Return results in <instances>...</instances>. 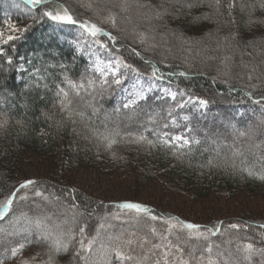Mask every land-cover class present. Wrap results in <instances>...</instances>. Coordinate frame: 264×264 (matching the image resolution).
Wrapping results in <instances>:
<instances>
[{
	"label": "trees",
	"instance_id": "obj_1",
	"mask_svg": "<svg viewBox=\"0 0 264 264\" xmlns=\"http://www.w3.org/2000/svg\"><path fill=\"white\" fill-rule=\"evenodd\" d=\"M62 1L56 0L55 2L69 8L64 3L65 1ZM98 1L100 0H87L89 4L94 5L90 4V7L95 8V5H99L102 7V12L109 13L107 6H113L112 3L108 0L105 4L102 2L97 4ZM4 2L9 3L13 11L8 12L0 8V11H2L0 12V29L8 20L18 21L21 24L31 22V26L34 25L33 27L30 26L26 34L17 41L4 46V50L9 55L14 56L16 64L23 63L25 68L30 67L29 62L34 63L36 68L41 69V74L44 75L45 79L37 82L35 77H32L30 81L29 74L25 73L21 80L19 71H16L14 67H9L7 72H0V97L3 98L0 110L7 111L9 116L12 117L7 130L0 131V191H7L11 186L18 184L20 181L17 173H22L25 163H33L43 171V177L39 176L35 180L43 185L46 195L48 193L53 194L50 197V204H45L43 201H40V203L46 211L53 215V221L56 223H59L65 217L60 214L63 209L55 207L59 202L53 197L64 198L63 190L65 189L75 191L79 203L78 210L85 213V216L81 219H86L92 226L99 222L100 217L108 216L111 218L116 214V211H120L121 214L118 215L120 218L125 219L126 216L135 218V213H128L126 210L115 207L110 210L107 205L94 203L93 199L88 197L86 193L74 188L72 171L74 172L77 167L89 169L104 161L114 159L119 169L125 173H131L134 179L132 186L142 188L145 183L154 179V184L159 183L162 186L160 188L156 184L155 189L159 188L162 191V196L166 198L169 193L177 199H181V206L189 204L196 207L210 203H234L235 200L244 199L255 200L253 204L258 205L264 201V181L239 171L240 168L245 166V164H241V160H244L247 165H252L255 162V158L251 153H245L244 156L236 158V170L231 167H200V165H206L207 160L215 156L217 145H220V155L222 157L231 156L229 155L232 153L231 136L228 128L230 123L236 124L237 127L246 128L250 123L257 124L259 118L264 115V112L257 105H253L247 97L243 96V93L233 92L228 94L226 86L220 83L221 79H228V77L220 75L225 70H230L231 83L237 89L248 82L246 75L243 80L240 79V74L247 71L242 67L241 60L245 62L255 61L258 68L264 70V63H261L264 60V55L252 48H248L246 50L247 54L244 55L240 51L233 52L223 40L229 33H239L245 41L262 39L264 38V24L248 25V16L246 12H241L239 7L234 11L235 24L226 23V18L223 16L215 20H195L194 17H199L202 13L211 11L206 6L189 9L187 7L180 8L177 5L176 9L172 10L171 14L165 15L162 20L153 19L151 21L145 16L148 9L137 8L135 0H128L130 6L126 10L122 11L119 7L116 8L118 16H115L119 19L118 24L124 26L127 31L130 30L133 34L135 32L146 34L150 38L149 40L156 42L158 50L163 51V49H166L173 55V67H168L167 70H163L154 60H151L167 76L165 81H155V83L163 84L164 87L177 92L184 90L189 95L194 93L191 90L192 88L201 91L206 90L207 96L211 95L216 99H224L225 101L218 102L216 99H212L207 108L197 109L189 105L182 110H177V118L187 116L189 119L184 124L187 123L189 127L195 129L192 134L201 140L200 144L192 145L191 154L186 155L183 159L174 158L164 147L158 146L149 149L147 146L127 144L116 145L113 149L116 156L113 157L112 151H105L103 148L98 149L95 146V141L86 138L91 133L83 125L73 126L67 124L62 128H57L55 121L59 119V115H56L52 120H46L41 115L42 110L49 113L55 111L52 107L55 98V85L62 80L59 67L55 69L48 68L47 71L44 68L49 64L59 65L63 63L68 66L69 75L74 80H79L81 73L88 68L90 61L88 56L92 49L87 48V43L84 44V51H78L76 47L82 30L77 26H72V29L78 32L73 35L65 28L67 25H57L46 18L39 17L36 10L26 4L24 0H0V4L3 5ZM142 2L157 6L161 3V0H142ZM252 2H255V0H252ZM165 6L169 5L166 4ZM73 14L76 18H81L79 15ZM33 16H36L37 19L34 20ZM253 18L264 19V10H261L258 4L253 13ZM81 19L85 20L86 18ZM47 33L52 35V38L47 37ZM153 37L154 39H151ZM71 41L73 45L69 44ZM119 44L123 55L132 49L131 46H127L120 39ZM139 51L143 57L148 56L145 51ZM226 55L232 56L230 69H225L223 64V57ZM179 71L187 72L189 74L188 78L174 74ZM169 72L173 75L168 76ZM89 75L98 74L89 72ZM132 75L131 73L128 75L126 81L128 85L132 81ZM213 77H218L215 85L212 82ZM253 82L260 83V81ZM37 83L39 87H37ZM44 84H48L49 87L44 88ZM216 88L221 89L222 93L215 91ZM257 91H264V85ZM117 95L116 90L112 91L111 94L106 93L100 99L103 108L113 112L116 107L120 106L124 98ZM149 96V101L144 105L146 111L151 112L155 109L161 111L162 115H166V111L163 110H166L172 104V101L168 100L165 103L164 100L159 99L160 95L153 93V91L149 93ZM193 109H196L197 112L195 113ZM113 115L114 118H118L117 123L124 132L143 133L148 138L155 139L150 131L146 132L141 127V122L147 120L146 112H141L132 121L126 119L123 112L120 114L113 113ZM197 119L202 122L198 123ZM17 120L23 123L17 124ZM179 122L182 124L181 120ZM95 123L98 125L100 120L96 119ZM73 127L78 128L77 133L72 132ZM42 129L46 130L48 135H42ZM217 136H222L223 139H218ZM209 138L215 140L216 143H211ZM237 147H240L243 151L242 146L238 145ZM205 149L208 150L205 151ZM152 164L159 166L161 172L153 171ZM147 166L149 169H145ZM117 167L115 168L117 169ZM140 172L142 175H140ZM131 201L140 203L135 200ZM161 201L167 200L162 199ZM142 204L152 208V213L157 216L165 219L174 217L175 220L181 222L198 224L202 229L222 222L219 220L211 224L212 219L210 217H198L197 221L200 223L190 221L177 215L162 213L153 208V205ZM23 210L28 211L30 216L34 215L36 211L34 208L30 211L28 207ZM89 212H92V215H88ZM238 212L233 211L234 216L231 217V220L238 221V217H240L242 221L239 220V223L245 224L244 220L246 219L242 217L243 215L238 216ZM193 216L195 215L191 216L192 219L195 218ZM248 218L251 219V217ZM226 222L228 221H223L222 235L210 236V239L214 243H219L221 249L229 247L228 250H231L230 247L234 244H229L227 241L234 239L236 233L234 230L227 229L228 223ZM112 223L116 226L112 231L119 230L120 227L130 231L134 230L131 223L121 224L117 220ZM141 223L146 225L144 231L151 224L161 229L166 227L161 221H151L146 216L141 218ZM48 224L49 227L54 228L51 221ZM23 225L24 221L22 220L17 227ZM0 228H8V225L0 223ZM176 229L179 231L180 225H177ZM259 231H264V229H259ZM183 232L186 233L187 230L184 229ZM2 235L3 233L0 232V236ZM193 244L202 243L198 241ZM221 249L220 251H222ZM224 254L226 256L227 252ZM56 259L58 264H69L71 256L70 253H61Z\"/></svg>",
	"mask_w": 264,
	"mask_h": 264
},
{
	"label": "snow or ice",
	"instance_id": "obj_2",
	"mask_svg": "<svg viewBox=\"0 0 264 264\" xmlns=\"http://www.w3.org/2000/svg\"><path fill=\"white\" fill-rule=\"evenodd\" d=\"M24 2L32 6L41 18H46L61 26L79 27L82 34L76 44L78 51H84V44L87 43L88 49L96 46L98 50L107 53L105 61L99 58L96 61L90 59L88 68L81 73L79 80L70 77L68 66L63 63L49 64L44 68L47 71L48 68L59 67L62 76V80L55 85V98L52 104L55 111L52 113L41 111V115L46 120H52L59 115V119L55 121L57 128H62L67 124L83 125L91 133L86 138L95 141L98 149L112 151L113 157L116 156L113 151L116 145L127 144L147 146L149 149L164 147L174 158L183 159L191 154L192 145L201 143V140L192 134L195 129L189 127L187 123L182 125L179 122V120L187 122L189 118L182 116L178 119L176 112L189 105L197 109L207 108L209 100L197 95H189L184 90L173 91L164 87L163 84L156 85L155 81H165L167 76L155 63L143 57L141 52L135 48L130 49V54L141 57L151 72L142 71L139 67L129 63L122 54L118 37L104 27L105 24L110 23L113 29L116 28V16L113 12L109 11L100 24H97L91 20L74 18L68 8L56 3L55 0H24ZM109 2L113 7H119L122 11L130 6L128 0H109ZM135 3L137 8L148 9L145 16L149 21L162 20L178 5L180 8L191 9L206 6L211 9L210 12L194 17L197 21L215 20L223 16L226 18V23L235 24L234 11L239 7L241 12H246L248 25L264 24V19L253 18L257 4L261 10H264V0H255V2L252 0H161L157 6L143 3L142 0H135ZM166 4L169 6H165ZM33 19L36 20L37 17L33 16ZM5 27L8 35L5 39L4 32H0V40L8 44L17 39L13 33L22 34L29 26L20 28L17 24L6 21ZM137 37L140 44L147 45L144 51L156 47L155 44L149 43L150 38L146 34L138 33ZM223 40L233 52L240 51L244 55L247 54L248 48H252L264 55V38L245 41L241 34L229 33ZM0 58H2L0 59V72H7L9 67H14L16 71L28 73L30 81L32 77H35L37 82L45 79L41 74V69L36 68L34 63L29 62V68H25L23 63L16 64L14 56L9 55L3 47H0ZM231 61L232 56L223 57L225 69H230ZM261 63H264V60ZM241 65L247 70L240 74L241 80L246 75L248 81L246 84L237 89L231 83L230 70H225L220 74L228 77V79H221L220 83L226 86L228 94L243 93V96L264 112V91H257L264 85V70H260L255 61L241 60ZM89 72L98 75H89ZM129 73L134 74L136 78L132 90L124 97L120 106L116 107L113 112H109L103 108L100 99L106 93L111 94L117 89L123 91ZM174 74L185 78L189 75L185 71ZM167 75L171 76L173 73L169 72ZM217 80L218 77L212 78L214 85ZM253 81H260V83ZM144 84H147V87ZM37 87H39L38 83ZM48 87V84H44V88ZM156 87L162 88L159 99L164 100L165 103L168 100L172 101V104L163 110L166 111V115H162L161 111L155 109L147 112L144 107L150 99L149 93ZM214 90L222 93L219 88ZM186 95L187 99L184 98ZM2 103L3 98L0 97V104ZM122 112L129 121L138 117L141 112H146L147 120L141 122V127L146 132L150 131L155 139H150L143 133L124 132L117 123L118 118H114L113 115V113ZM11 119L7 111L0 110V131L7 130ZM96 119L100 120L98 125L95 123ZM16 123L22 124L23 122L17 120ZM228 128L231 136V156L222 157L220 145H217L215 156L209 158L206 165H200V167H231L236 170V158L244 156L245 153H251L255 162L247 165L244 160H241V164L245 166L239 171L264 181V138H260L264 137V115L259 118L257 124L250 123L246 128L237 127L233 123H230ZM72 132L77 133L78 128L73 127ZM41 133L48 135L44 129ZM211 143H216V141L211 140ZM238 145L243 147V151L237 147ZM45 191L39 181L28 178L11 186L7 191H0V223L8 225V228H0V232L3 233L0 236V264H6L7 261H11L12 264H58L56 257L61 253H70L69 264H221V262L222 264H264V231H257L255 236L248 234L252 229H264V223L248 225L228 222L227 229L234 230L236 236L227 241L235 246L234 249L228 250L225 256L224 252L220 251L221 245L210 239V236L222 235L223 222L202 229L198 224L181 222L175 220L174 217L165 219L157 216L149 207L141 203L123 202L113 207L126 210L128 213H135V218L121 219L115 215L111 218L105 216L100 217L99 222L92 226L86 219H81L85 213L78 210L79 203L75 191L65 189L63 197L67 199L53 197L59 202L55 207L62 208L63 212L60 214L65 217L56 223L53 221V215L46 211L40 203V201L45 204L51 203L50 197L53 194L46 195ZM25 207H28L30 211L34 208L36 210L34 215L30 216L28 211H24ZM88 215H92V212ZM145 216L148 220L161 221L166 225L158 236L155 227H149L147 232L144 231L146 225L141 223V218ZM22 220L24 225L17 227ZM112 220H120L121 224L131 223L135 230L112 231L116 227L111 222ZM49 221L53 223L54 228L49 227ZM177 225H180V230L173 240L171 237ZM184 229L187 230L186 233L183 232ZM149 234L160 242H154L149 238ZM193 240L203 241V243L193 244L191 243Z\"/></svg>",
	"mask_w": 264,
	"mask_h": 264
},
{
	"label": "rangeland",
	"instance_id": "obj_3",
	"mask_svg": "<svg viewBox=\"0 0 264 264\" xmlns=\"http://www.w3.org/2000/svg\"><path fill=\"white\" fill-rule=\"evenodd\" d=\"M107 1L108 0H100L98 1L97 4H100V2L105 4ZM62 2L68 5V7L70 8L68 9L73 16H74L73 13H75L79 15L81 18H86L85 20H91L97 24H100L101 20L108 15L107 12L101 11L102 7L99 5H95V8L90 7V4L92 5V3L89 4L87 0H63ZM107 7L109 11L113 12L116 16H118V13L115 10L118 7H113V6H107ZM0 8L1 10L4 9L5 11H8V12L13 11L11 10L12 6L6 2H4L3 5L0 4ZM74 18H76V16H74ZM81 18L80 20H83ZM20 20L22 21L23 19H20ZM8 21L14 24H17L20 28L31 26V22H26V23L21 24L18 21H13V20H8ZM118 21L119 19L118 17H116L117 26L115 29L111 27L110 23L105 24L104 27L112 31L114 35H117L118 38L122 42H124L127 46L129 45L131 46V48H135L138 51L139 50L144 51V46L147 47V45H142L139 43V40L137 37L138 33L135 32V34H133L130 30L127 31V29H125L124 26L117 23ZM33 26L34 25L32 24L31 27ZM125 26L127 27V25ZM29 27H27V30L29 29ZM65 28L69 32H71L73 35L78 33L76 30L72 29V26H69V27L66 26ZM27 30L24 31L22 34L13 33V35H15L17 39L9 42L8 44H4L3 41L0 40V47L10 45L11 43L17 41L19 38H21L23 35L26 34ZM0 32H4V38L6 39L8 32L6 31L5 23L1 27ZM81 34H82V31H81ZM47 37L52 38V35L47 33ZM121 37L124 39H122ZM149 43L155 44L156 47L150 48L148 51H145L148 55L147 58H149L152 61L154 60L163 70L169 69L168 67H173V62H174L172 59L173 55L169 53L166 49H163V51L158 50L156 42L149 40ZM69 44L73 45V42L71 41ZM161 48H163V46H161ZM103 53L105 52H103L102 50H98L96 46H93L92 52L89 53L90 55L88 57L92 61H96L97 58H99L101 61H105L107 57V53H105L106 55ZM124 56L127 58V61L129 63H132L135 66L139 67L142 71L146 70L149 72L150 69L148 65H145L143 63V60L140 57L132 55L130 54V52H128ZM24 74L25 73L19 72V78L21 79L22 77H24L25 76ZM131 77H132V81L130 82L129 85L126 83L125 89L123 91L119 89L116 90V93L122 96L123 98L129 94V92L132 90L133 84L135 83L136 78L134 74ZM141 83L143 84V81H141ZM155 84L160 85L157 83ZM219 85L223 86L222 84H219ZM144 86L147 87V84H144ZM191 90L194 91L192 95H197L202 98L208 99L209 104L211 103L210 100L216 99L211 95L207 96L208 93L206 90L201 91L200 89H197V88H192ZM153 93H158L159 95H161L162 88L160 87L154 88ZM184 98L187 99V97H184ZM193 110L195 113L197 112L196 109H193ZM181 121H182V124H184L185 121L184 120H181ZM200 122L202 121L198 120V123ZM216 138L220 139L222 138V136H219V137L217 136ZM114 161H115L114 159L104 161L101 164L97 165L96 167H91L89 169L77 167V169H75L74 172L72 171L73 178H74V184H75L74 188L80 189L82 192L86 193L88 197L93 199L94 203L96 202L98 204L107 205V207H110V210H112L113 205L117 203L130 202V200H135L137 202H140L141 204L146 203V204L153 205V208L157 209L158 211L162 213H169L175 216L177 215L180 218L183 217L190 221H197L198 217H208V218L210 217L212 219L211 224L219 220H221L222 222L223 221L239 222V220L242 221V218L240 217H238V221L234 219L231 220V217L234 216L232 214L233 211H239L238 216L243 215L242 217L246 219L244 220L245 224L258 225V224L264 223V201H262L258 205L253 204L255 200L244 199V200H235L234 203L233 202H223L222 204L210 203V204H205V205L196 206V207L195 206L192 207L189 204L186 206H181V202H182L181 199H177L176 197H174L173 195L169 193H168L167 198L162 196V191L159 188L155 189V185L157 184V186L160 188H162V186L159 183L154 184L155 183L154 179H151V181H149L148 183H145L143 185L144 187L142 188H139L137 186H132L133 185L132 182L134 179L131 176V173L123 172L121 169L117 167ZM128 166H131V165H128ZM115 167H117V169ZM145 169H149L148 166ZM159 169H160L159 166L153 165V171L156 170L157 173H159L161 172ZM17 175L19 176V181L22 182L26 178L35 179V178H38L39 176L43 177V171L40 170L33 163H25L22 168V173L18 172ZM140 175H142L141 172H140ZM162 199L167 200V201H161ZM256 201H261V200H256ZM119 212L116 211L115 216L120 215L121 213ZM192 215H195L193 216L195 218L192 219L191 218ZM248 217H251V219H249ZM126 218L128 217L126 216ZM121 219L123 218L121 217ZM117 221H120V220H117ZM111 222H114V220H112ZM149 227H154V225L151 224ZM148 228L146 229L145 232L148 231ZM155 228L157 229V236L164 229V228L161 229L157 227ZM120 229H123V228L120 227ZM257 231H259V229H252L248 234L255 236ZM177 232H178L177 229L173 230V236L171 237V239L175 240ZM149 238H151L156 243L160 242L155 237H151L150 234H149ZM194 242L196 243L198 241L196 240L191 241V243H194ZM201 243H203V241H201ZM234 246L230 248L234 249ZM228 248L229 247H224L223 249L221 248L220 249L225 253L228 251ZM29 251H31V249H29ZM6 264H12V262L10 261V262H7Z\"/></svg>",
	"mask_w": 264,
	"mask_h": 264
},
{
	"label": "bare ground",
	"instance_id": "obj_4",
	"mask_svg": "<svg viewBox=\"0 0 264 264\" xmlns=\"http://www.w3.org/2000/svg\"><path fill=\"white\" fill-rule=\"evenodd\" d=\"M216 100H217L218 102H219V101H225L224 99H216Z\"/></svg>",
	"mask_w": 264,
	"mask_h": 264
}]
</instances>
